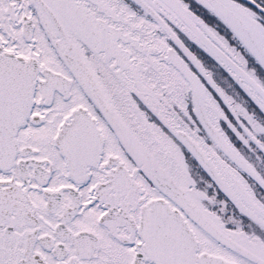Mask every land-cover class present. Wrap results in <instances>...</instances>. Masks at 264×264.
<instances>
[{
	"label": "snow or ice",
	"instance_id": "6c2138e0",
	"mask_svg": "<svg viewBox=\"0 0 264 264\" xmlns=\"http://www.w3.org/2000/svg\"><path fill=\"white\" fill-rule=\"evenodd\" d=\"M0 264H264V0H0Z\"/></svg>",
	"mask_w": 264,
	"mask_h": 264
}]
</instances>
